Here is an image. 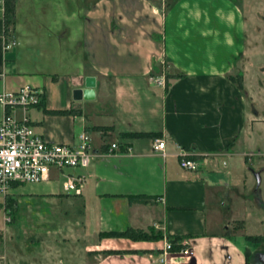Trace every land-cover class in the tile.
Segmentation results:
<instances>
[{
  "label": "crops",
  "instance_id": "crops-1",
  "mask_svg": "<svg viewBox=\"0 0 264 264\" xmlns=\"http://www.w3.org/2000/svg\"><path fill=\"white\" fill-rule=\"evenodd\" d=\"M11 2L5 29L0 13V90L40 88V103L27 109L34 130L70 144L84 130L92 156L81 194L59 193L80 200L82 218L62 243L32 241L11 248L8 261L2 225L0 264H86L83 249L95 251L89 264H155L166 236L188 253L171 252L164 264H264V80L256 68L264 65L256 33L264 0ZM159 73L176 75L165 85L150 78ZM156 136L163 157L151 147ZM111 142L118 149L106 153ZM179 148L195 170L179 166ZM127 227L163 236L98 235ZM111 249L123 252L100 257Z\"/></svg>",
  "mask_w": 264,
  "mask_h": 264
},
{
  "label": "built area",
  "instance_id": "built-area-1",
  "mask_svg": "<svg viewBox=\"0 0 264 264\" xmlns=\"http://www.w3.org/2000/svg\"><path fill=\"white\" fill-rule=\"evenodd\" d=\"M4 12V0H0V13ZM14 39L4 40V48H9ZM150 78L165 84L164 74H152ZM41 89L29 83L13 90H0V195L4 198L14 185L40 183L60 175L61 189L68 195H80L86 181L92 151L88 134L84 130L77 133V142H52L34 130L27 109L38 105ZM151 147L162 157L165 155L163 137L152 139ZM118 149L115 142L109 144L106 153ZM178 164L187 170L197 168L196 161L179 148ZM14 184V185H13ZM5 215V214H4ZM174 248V250H173ZM171 252L188 253L185 243L163 238L155 264H164Z\"/></svg>",
  "mask_w": 264,
  "mask_h": 264
},
{
  "label": "rangeland",
  "instance_id": "rangeland-1",
  "mask_svg": "<svg viewBox=\"0 0 264 264\" xmlns=\"http://www.w3.org/2000/svg\"><path fill=\"white\" fill-rule=\"evenodd\" d=\"M235 1L237 4L241 3L244 7H248L247 4H243L245 0ZM256 33L260 34V48H264V31H262L261 26H259V32ZM260 59L264 61V55ZM256 68L259 74L262 75V80H264V65L259 64ZM246 167L249 168L248 171L251 173L250 170L254 166L246 164ZM62 180L63 178L60 175H55L47 182L17 184L15 188L8 190V194L4 198L0 195V226L3 225L7 228V232H3L2 249L4 253H7L8 261H13L11 248L18 249L20 252L21 246L29 247L32 241L40 243L46 249L54 243L60 245L62 243L60 236L68 233L69 223L73 220L82 219L76 211L80 207V200L62 194L59 195V193H63L61 190ZM31 190H35L37 193L33 196L30 195V198H25L27 195L21 197ZM38 190L47 192L44 194L38 193ZM11 193L12 195H10ZM67 239L73 241L70 245L74 244V238ZM164 239L169 241L165 237ZM82 240L86 242L85 238ZM94 252L85 249L81 251L86 264L90 263L91 255ZM101 256L106 255L100 252Z\"/></svg>",
  "mask_w": 264,
  "mask_h": 264
},
{
  "label": "trees",
  "instance_id": "trees-1",
  "mask_svg": "<svg viewBox=\"0 0 264 264\" xmlns=\"http://www.w3.org/2000/svg\"><path fill=\"white\" fill-rule=\"evenodd\" d=\"M11 15H12V2L11 0H6V5H5V11H4V29L8 25V23L11 21ZM169 75H176V74H169L165 73L164 77L166 78ZM166 83V82H165ZM166 85V84H165ZM166 87V86H165ZM14 185V184H13ZM146 197L138 196V195H132L129 196V199H133L139 202H145ZM132 201V200H131ZM100 237H121V238H126L132 241H157L162 238V233L159 230H155L152 227L147 228L146 230L143 229H137V228H131L127 227L122 231H108V232H100L98 234ZM169 241H176L179 239V237H171V236H166ZM250 238V237H249ZM251 238H256V237H251ZM174 250V248H173ZM100 252L104 254H111V253H120L123 252L122 250H101Z\"/></svg>",
  "mask_w": 264,
  "mask_h": 264
},
{
  "label": "water",
  "instance_id": "water-1",
  "mask_svg": "<svg viewBox=\"0 0 264 264\" xmlns=\"http://www.w3.org/2000/svg\"><path fill=\"white\" fill-rule=\"evenodd\" d=\"M82 91L85 92L86 89H84V90H82ZM80 92H81V89H80V88H77V87L72 88V96H73L74 98L79 97V96H80Z\"/></svg>",
  "mask_w": 264,
  "mask_h": 264
}]
</instances>
